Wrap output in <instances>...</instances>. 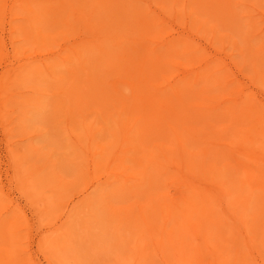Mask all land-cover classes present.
<instances>
[{
    "label": "bare ground",
    "instance_id": "1",
    "mask_svg": "<svg viewBox=\"0 0 264 264\" xmlns=\"http://www.w3.org/2000/svg\"><path fill=\"white\" fill-rule=\"evenodd\" d=\"M251 1L11 0L10 34L23 36L12 41L17 53L18 42L22 40L41 47L58 37L66 38L77 26L90 28L94 33L91 46L66 39L57 50L26 56L12 81L15 88L29 85L36 94L51 83L61 89L59 106L62 109V103L67 105L66 115L71 121L64 131L71 142H66L58 132L52 143L61 150L71 148L70 152H61L66 172L75 170L72 165L82 172V166L90 161L87 174L93 176L101 160L107 158L118 142L108 167L116 162L114 169L121 172L113 174L125 177L128 182H138L136 188H127V183L123 186L125 191H120L126 199L138 197L133 206L108 209L109 218L119 222L113 234L96 232L95 238L85 234L87 246L102 247L103 237L111 236L115 243L101 252L112 254L114 247L123 248L118 233L125 228L129 231V245L134 244L128 258L135 260L132 264H252L253 258L251 262L248 258L251 249L264 256V108L258 109L255 102L249 108L229 104L233 101L226 95L230 90L235 92V88L228 87L233 80L226 79L224 66L209 60L201 70L191 68L183 78L161 85L177 58L181 62L196 59L200 50L183 36L174 35L164 15L157 11V5L161 4L167 15L175 19L182 12L191 27L233 46L242 60L247 61L244 65L250 67L254 78L264 85V26L259 28V22L252 18L254 1ZM6 2L0 0V15ZM259 14L264 22V13ZM242 17H248L249 21L244 22ZM17 19L22 23H17ZM57 56L69 63L67 71H72L69 79L50 72L58 63L50 65L47 61ZM33 62L43 64L30 71ZM9 71L4 68L0 75V106L16 104L8 113L6 108L8 115L3 118L8 126L17 119V104L22 105V118L10 128L11 133L15 128L26 130L24 119L30 110L39 111L42 106L40 98L35 103L29 97L20 101L19 98L25 97L24 91H16L13 97L5 92L8 82L11 83ZM45 74L49 77L51 74L54 80L44 79ZM42 81H46L45 85ZM252 107L257 108V114L251 112ZM93 114L91 123H86L87 116ZM80 117L85 133L78 140L73 138L74 128L70 124L73 120L79 122ZM101 123L103 126L98 125ZM106 136L110 139L103 145L100 138ZM11 147V155H16V148ZM85 155L89 157L85 159ZM27 157L26 153L20 156L16 164L21 166ZM130 158L138 159L136 164L141 163L132 174ZM55 169L56 164H50L43 178L39 173L42 169L37 167L33 173L39 174L24 189L30 196L46 186L52 190V195L41 191L33 198L44 202V212L61 206L69 190L85 175L66 180L64 174L55 175ZM106 173L105 176L110 171ZM176 174L182 175L186 188L171 195L165 188L177 180ZM197 174L212 183L213 188L199 186L195 182ZM101 179V176L94 179L64 205L61 223L51 226L54 232L65 225L73 208L92 203V193ZM55 186H60V190ZM114 195L119 196L118 192ZM2 198L0 195V206ZM6 212L0 211V264H36L21 246V216L3 219ZM91 215L96 217L95 213ZM133 228L136 233L139 230L135 240L131 237ZM73 233L74 229H68L57 238L40 237L39 243L61 264H70L71 259L65 260L60 255L77 258L74 244L81 242L72 239Z\"/></svg>",
    "mask_w": 264,
    "mask_h": 264
},
{
    "label": "rangeland",
    "instance_id": "2",
    "mask_svg": "<svg viewBox=\"0 0 264 264\" xmlns=\"http://www.w3.org/2000/svg\"><path fill=\"white\" fill-rule=\"evenodd\" d=\"M252 1H254V4L251 8L250 14H252L253 19L259 22V28H261L264 26V22L261 20L262 16L259 14V12L264 13V0ZM10 5L11 0H7L6 5L2 10V15H0V29H3L2 31L0 30V41L3 51V54L0 55V75L2 74L4 68H9L10 71L8 76L11 77V83L8 82L5 92L9 95L11 94L13 97V93L16 91H24L25 97L24 99L19 98L20 101L29 97L35 103L37 99L40 98L42 108H40L39 111H34L33 109L30 110L26 119L23 121V126H27L26 130L18 131L15 128V131L10 133V128L16 124V121L18 122L19 119L21 120L22 118H20L22 114V105H20V103L17 104V111L15 112L17 119H15V123L10 126L7 125V121H5L3 117H5L4 114L6 116L8 115L5 113V111L9 109L7 110L8 113L10 110L15 108L16 104L14 105V103L11 102L6 106L7 109L0 106V195L4 197V199L2 198L0 211L6 212L9 207H12L9 212L4 214L3 219H11V216H15L17 214L21 216V246L27 252L25 253L26 256L33 257V259L36 261V264H61L59 258L50 255V252L45 250V245L39 243V238H45L47 236L50 238H57L60 232L67 231L68 229H74V233L71 234L72 239L74 237V239H77L79 242H81L80 245L74 244L77 246L75 251L77 258H74V260L72 258L66 257V254L64 253L60 255V257L65 260L71 259L70 264H122L124 262L132 264L135 262V260H132V258L128 260V258L131 257L130 246L134 244L129 245L128 243V239L130 237L128 236V229L122 228L119 231L118 234L121 237L124 246L123 248H121L119 245L118 247H114V253L112 254H104L101 252L105 250L104 248L110 247L112 243H115V240H112L111 236H108L109 239H107V237H103L101 240V242H103V246L101 247L99 244L95 249L87 246L84 242L85 239L83 238L85 234H89L91 238H95L94 236H96V232L97 234L98 232H101L104 235L105 232L109 235L113 234L115 227L117 224H119V222L109 218L108 209L115 211L116 209L120 208L121 210L128 206H133L134 202L138 199V197L126 199L125 196L120 195V191H125V187L123 186H125L127 183V188L134 189L136 188V184L138 182L136 180H131L128 182L125 177L113 174L114 172H121V169H114L116 162L108 167V163L112 159L114 151L117 149L118 142L117 145L110 150V154L107 156V158L101 160V166L98 171L93 174V176L87 174V171L91 167L89 164L90 161H86L84 166H82V172L80 171L79 167L75 165H72V168L75 169L74 171L66 172V168L62 167L64 155L61 152H70L71 148H69V150H61L52 143L53 140H57L58 136L56 134L58 132H61V137H63L66 142H71V139L68 137L66 131H64L65 127L69 125V122L71 121L68 120L66 115L65 109L67 108V105L62 103V106L64 105L62 109L59 106L62 102V97L59 94L61 89L55 83H51L50 85L42 86V88L45 87L42 90V93L36 94L34 88L29 85H24L19 88H15V86L12 85V81L16 76L17 67L22 62V59L26 56L30 54L47 53L49 51L51 52L53 50H57L60 48L59 43H63L66 39L82 43L81 46H91L90 40L93 39L94 33L90 28L85 29L81 26H77L69 35L66 36V38L65 36L58 37L57 40L50 43V45L41 47H37L36 45L30 46L27 43L28 41L22 40L18 42L17 48H19V52L17 53L16 50L13 49L12 41L19 40L23 38V36L18 34H10ZM241 8L244 9V7ZM16 10L17 8L14 11L16 12ZM157 11L164 15V18L168 23V27L174 32V35L183 36V38L188 41L189 44H192V46L199 48L200 50L196 59H184L185 61L181 62L177 58L175 60L177 61L176 65L166 73L165 78L162 79L163 83H161V85H164L168 81L175 82L176 80L183 78L186 75V71L190 70L191 68H195V70H201L205 67V61L209 60L210 63L212 61L213 63H216L220 66H224V72L227 75L226 79L233 80L232 83H229L228 87L230 89L235 88V92L230 90L228 92L229 94L226 95V98L229 97L233 101L229 104H238L239 106L249 108V106L252 105V102H255L259 106L257 107L258 109L264 108V85L254 78L253 74L250 72V67L244 65V63L247 61L242 60V55L240 52L234 50L233 46H227V43L224 44L222 42H217L210 36L205 35L199 32L196 28L191 27L190 21H188L189 18L186 14H182V12L180 13L181 17L175 19L167 15L166 11L162 9L161 4L157 5ZM244 13L246 14L247 12L244 10L243 14ZM242 19L245 20L244 22L249 21L248 17H242ZM17 23L22 22L17 19ZM15 35H17V37ZM55 62L58 63V66H55L52 69L50 68V72H53V74L56 73L59 77L69 79L72 73V71L71 73L67 71L69 63H66L61 57L58 56L55 58H50V60L47 61V63L50 65L54 64ZM42 64L40 62H33L30 65L32 67H30L29 70L31 71L36 66ZM51 76V74L50 77L45 74L43 78H48L50 79V82H52L54 79ZM42 83V85H45L46 81H42ZM4 88L5 86L3 89ZM16 97V99H18V96ZM27 108L28 107L26 106L25 109ZM257 108L250 110L253 114H257ZM94 117V114L87 116L85 122L91 123ZM57 120L59 122L58 124H56ZM81 121L82 119L80 117L79 122L73 120V122L70 124V126L74 128L73 138L78 140L81 139L82 135L85 133ZM98 125L103 126L102 123ZM109 139V136H106L105 139H102L101 137L100 141L104 145ZM12 145L17 150L16 155H11ZM30 149L35 151L33 152ZM25 153L28 154L29 157H27L26 162H22L21 166H18L15 160ZM71 156L75 157V154H72ZM39 157H41V159H38ZM88 157V155H85V159ZM47 158H49V161H47ZM137 160L138 159L135 158H130L128 160V165L131 166V170L129 172L130 174L134 173L133 171H135L136 168L138 169V167L141 165V163L136 164L139 162V160ZM75 161L78 160L76 159ZM70 162L72 161H67L68 164ZM52 163L56 164V169L54 171L55 175L63 176L64 174L66 180H73L79 174L85 175L78 185L69 190L68 194L63 199L61 206H59L54 211H50L49 208H47V212H44V202L35 201L33 198L38 197L41 194V191H46L47 195H52V190H49V187L46 186L43 189L38 190V194L35 196H30L29 192H26L24 189H26V184L35 180L39 173L43 176V178H45L44 174L50 170V164ZM86 164H88V166ZM252 164L253 166H256V163ZM37 167L42 170L36 175V173H33V170H35ZM107 170L110 171V174L105 176V174H107ZM172 172L175 173L173 170ZM255 172L260 173L258 171ZM51 176H53V174ZM100 176L102 179L96 184L94 192L92 193V203H84L73 208L71 215L67 218L68 221H66L65 225L62 226L59 232H54L51 226L55 222H58V224L61 223L59 219L63 215L62 213L65 209L64 205L73 197L77 196L94 179H97ZM187 176L189 178L192 175ZM176 177L177 180L173 181L165 188V190L170 192L171 195L177 193L178 189L183 190L186 188V185L183 186L182 184V175L176 174ZM58 181L59 180H57L55 183H58ZM195 182H197L199 186L213 188V184L207 181L205 178H200L199 174L196 175ZM55 189L60 190V186H55ZM115 192H118V197L114 195ZM92 213H95L96 217H93V215H91ZM120 214H122V212ZM85 228H89V230L85 231ZM131 231L134 233L131 237L135 240L139 235V230L137 233L136 228ZM63 238H65V236ZM248 258L250 262L253 258L252 264H264V256L257 249H251ZM141 262L144 261L141 260Z\"/></svg>",
    "mask_w": 264,
    "mask_h": 264
}]
</instances>
